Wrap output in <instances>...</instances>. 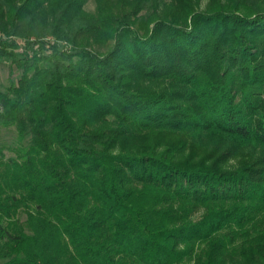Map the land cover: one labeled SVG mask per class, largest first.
<instances>
[{"label":"trees","instance_id":"16d2710c","mask_svg":"<svg viewBox=\"0 0 264 264\" xmlns=\"http://www.w3.org/2000/svg\"><path fill=\"white\" fill-rule=\"evenodd\" d=\"M89 1L0 0V264H264V0Z\"/></svg>","mask_w":264,"mask_h":264},{"label":"rangeland","instance_id":"374dc122","mask_svg":"<svg viewBox=\"0 0 264 264\" xmlns=\"http://www.w3.org/2000/svg\"><path fill=\"white\" fill-rule=\"evenodd\" d=\"M205 2L206 0H203V6ZM95 8H96V4L94 0L89 1L85 6L86 11H88L89 13H93L95 11ZM109 47H110V43L108 45H104L99 42L98 45H96L95 49L100 53H106ZM18 76H19V72L15 68H13L10 64L7 63L0 64V84L3 87L9 86L11 82H16ZM15 137L16 134L13 130H7L3 128L0 129V144L13 146ZM10 153L7 154L10 155Z\"/></svg>","mask_w":264,"mask_h":264},{"label":"built area","instance_id":"2783aa9c","mask_svg":"<svg viewBox=\"0 0 264 264\" xmlns=\"http://www.w3.org/2000/svg\"><path fill=\"white\" fill-rule=\"evenodd\" d=\"M4 39V36H2V34L0 33V40ZM47 41L51 42L52 44H54L55 42L52 39H48ZM64 50H67L66 46L63 47Z\"/></svg>","mask_w":264,"mask_h":264}]
</instances>
